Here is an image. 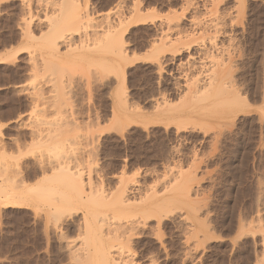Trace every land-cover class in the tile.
<instances>
[{
    "label": "rangeland",
    "instance_id": "obj_1",
    "mask_svg": "<svg viewBox=\"0 0 264 264\" xmlns=\"http://www.w3.org/2000/svg\"><path fill=\"white\" fill-rule=\"evenodd\" d=\"M50 1L0 0V264H80L72 253L109 233L103 215L129 232L117 212L131 211L137 236H121L131 264H260L264 0H73L83 21L56 54L46 35L60 9ZM212 12L226 17L217 46L231 53L227 70L243 90L234 108L206 99L210 64L221 60ZM108 26L121 32L123 60L107 70L91 36ZM60 167L96 203L32 197ZM10 191L24 201L4 204ZM86 209L99 214L87 226ZM142 210L159 213L140 220Z\"/></svg>",
    "mask_w": 264,
    "mask_h": 264
},
{
    "label": "bare ground",
    "instance_id": "obj_2",
    "mask_svg": "<svg viewBox=\"0 0 264 264\" xmlns=\"http://www.w3.org/2000/svg\"><path fill=\"white\" fill-rule=\"evenodd\" d=\"M48 0H45V2L47 3ZM240 1V0H239ZM245 1V0H243ZM62 3L58 2L56 3L55 0H52L50 2H48V6L50 8H53V7H56V8H59L60 11L58 13V15H53L55 16L54 19H52V23L50 25V30L49 34L46 35V44L49 45L52 51V54H56L58 53L59 49H60V42L58 43V39H62V40H65L67 38V36L65 37V33L66 31H68L69 29H72V23H73V20L75 19L76 21L79 20V23L80 21H83V15L82 13L83 12L80 10V7L75 5V7L73 6V8L71 7V9L69 10V7L71 6V4H73V0H61ZM136 2V1H135ZM237 2V1H236ZM60 3V4H59ZM215 3V2H214ZM240 5H243V3L239 4ZM44 6V5H43ZM59 6V7H57ZM69 6V7H68ZM82 6V5H81ZM68 7V8H67ZM241 7V6H240ZM117 8V7H116ZM75 9V10H74ZM55 8H53V12H54ZM51 11V12H52ZM88 11V10H87ZM82 12V13H81ZM237 12V11H236ZM89 13V12H88ZM208 13V12H207ZM210 13V11H209ZM54 14V13H52ZM213 15H215L213 12H212ZM33 15V14H32ZM52 16V17H53ZM209 16V15H208ZM218 16V15H217ZM220 17V16H219ZM219 17H216V15L214 16V19H212V21H210V28L214 31V35H211V37L209 38L210 41H211V44L210 46H212V50L214 49H217L218 51H220V59L221 60H218V61H214L211 62V73H210V77H209V82L207 85H205V88H207V92L209 93L207 96H206V99L207 100H210L208 102H211V104H214L215 103V100L219 102V104H221V106L224 108V109H227L229 107H233L234 106L236 107L239 103V100L241 101V98L243 96V90L241 91V89L238 88V86L235 84L234 80H232V76L231 74L229 73L231 70V67H229V72L227 70V67L230 65H228L227 63H231L233 58H232V55H230L231 53H228L227 54V58L224 56L225 55V52H229V50H224L223 47H219L217 46V41L219 42V39L220 38H226V36L228 34H226L227 32H225L226 30V17L224 18V16H222L223 18H219ZM230 17V16H229ZM237 17V16H236ZM84 18H88V16L84 17ZM213 18V16H212ZM45 20V19H44ZM93 20V19H92ZM40 21V20H39ZM48 23V22H47ZM88 23V22H87ZM121 23V22H120ZM123 23V22H122ZM27 24V23H26ZM84 24V23H83ZM110 25V23H108ZM232 24V23H231ZM24 25V24H23ZM117 25V24H116ZM112 26V25H111ZM111 26H108L110 28H107V30H103L100 34L98 33V35L96 34V32H94L95 36L96 37H93V35L91 36L93 38V40H95L94 38H96L97 42L99 43V46L98 48H101L103 50V52H105L106 54L108 55H104V57H102L99 61L100 65L103 66V68H107L111 65H115L113 68L116 67V64L118 63L117 60L120 59V60H123V55H122V48L120 47V44L121 42L123 41L122 40V35H121V32L118 31V30H112L111 29ZM78 27V26H77ZM27 28V27H26ZM34 28V27H33ZM48 28V27H47ZM85 28V27H84ZM99 28V27H98ZM104 28V29H105ZM80 29V28H78ZM86 29V28H85ZM28 31V29H26ZM25 30V31H26ZM26 33H24V37L27 38V36L31 35L30 34V31H28ZM81 31V30H80ZM95 31V30H94ZM228 31V30H227ZM93 33V32H92ZM28 34V35H27ZM28 36V38H29ZM86 36V35H85ZM65 37V38H64ZM83 37V36H82ZM82 39V38H81ZM91 39V38H90ZM228 39L230 41H232L231 37H228ZM92 40V41H93ZM45 41V40H44ZM70 41V40H69ZM225 41V40H224ZM97 42L94 41V43H96V46H97ZM221 42V41H220ZM219 42V43H220ZM234 42V41H233ZM93 43V44H94ZM85 45V44H84ZM221 45H223L225 47V44L221 43ZM220 45V46H221ZM123 47V46H122ZM92 48V47H91ZM227 48V47H226ZM25 49V48H24ZM27 49V47H26ZM23 50V49H22ZM20 51V50H19ZM212 52V51H211ZM124 53V52H123ZM209 53V52H208ZM111 55L116 57L117 59L115 61L112 60L111 62V58L109 57ZM241 55V54H240ZM210 56V55H209ZM231 56V57H230ZM113 57V59H114ZM110 58V59H109ZM232 58V60H231ZM83 60V59H82ZM94 59H91V61H93ZM125 60V59H124ZM90 61V62H91ZM119 61V60H118ZM119 64V63H118ZM234 64V63H233ZM235 65V64H234ZM112 67V66H111ZM109 67V68H111ZM118 67V66H117ZM239 67V66H237ZM104 68V69H105ZM239 69V68H238ZM108 70V68H107ZM233 72V71H232ZM208 74V73H207ZM204 88V87H202ZM244 88V87H243ZM15 94V93H14ZM200 96V95H199ZM205 98L203 100H206ZM245 100V98H244ZM214 102V103H213ZM14 105V104H13ZM217 105V104H216ZM216 105H212L211 107L212 108H216ZM219 108H220V105H218ZM247 106V105H246ZM13 109V108H12ZM242 109V108H241ZM211 110V109H210ZM221 110V108L219 109ZM218 111V109H217ZM222 111H224L222 109ZM221 111V112H222ZM213 112V111H211ZM228 112V111H226ZM231 112V111H230ZM236 112V111H235ZM214 113V112H213ZM256 113V112H255ZM230 114V113H229ZM228 114V115H229ZM228 126V125H227ZM53 130V129H51ZM67 130V129H66ZM63 154V153H62ZM61 159V158H60ZM45 163V162H44ZM48 166V165H46ZM54 166V165H53ZM44 167V166H43ZM56 167V166H55ZM22 168V167H21ZM45 168V167H44ZM50 168V167H49ZM45 170V169H44ZM71 171V170H70ZM68 171H66V168H57L55 170V172L53 173L54 175H52L53 177H51L50 180H48V184L47 185H39L38 187H36L35 189L33 188L30 193L32 195V197L34 196V198L40 202L44 201V202H49L51 203V206H55V205H62V204H55L57 202L59 203H62V201H64L63 203L66 204L65 200H68L69 202L71 200H69L68 198V192L75 195V198L74 200L78 199L80 201H83L84 203L85 202H89L91 199L90 202H92L94 200V197L95 196V192L92 193V191L90 192L91 194H89L90 198L87 196H85L86 193H89V192H86L85 191V186L83 184L82 181L79 180L78 178V174L76 173H67ZM18 176V175H17ZM78 178V179H77ZM49 179V178H48ZM13 186V185H12ZM19 186V185H18ZM16 187V186H15ZM240 187V186H239ZM14 188V187H13ZM20 188V187H19ZM16 189V188H14ZM4 190V189H3ZM6 190V189H5ZM18 190V189H17ZM14 191V190H13ZM12 191V192H13ZM27 191V190H26ZM29 191V190H28ZM11 192V191H10ZM9 192V193H10ZM10 193L9 195L4 193L3 194V197L5 199V203L4 204H13L14 205H19L20 204V201H22L24 199L23 195H24V192L22 191H17L18 193L13 192V193ZM86 192V193H85ZM20 193V194H19ZM104 193V192H103ZM23 194V195H22ZM92 194H94L93 198L91 197ZM97 194V192H96ZM2 195V193H1ZM27 195V194H26ZM25 195V196H26ZM68 198V199H67ZM71 198V197H70ZM90 200H89V199ZM101 201V198L98 197ZM123 198V197H122ZM72 199V201H74ZM96 200V199H95ZM94 200V202L96 203V201ZM24 201V200H23ZM102 201H104V196L102 198ZM105 202V201H104ZM228 203V201H226ZM76 203V202H75ZM120 203V202H119ZM117 203V204H119ZM46 204V203H45ZM55 204V205H54ZM106 204V203H105ZM110 204V203H108ZM123 204V203H122ZM242 204V203H241ZM50 205V204H48ZM115 205V204H114ZM145 205V204H144ZM50 206V207H51ZM69 206V205H67ZM86 206V205H85ZM99 205H97L98 207ZM104 204L101 206L103 208ZM62 208L64 207L63 205L61 206ZM105 207H109V206H105ZM110 207H111V204H110ZM157 207V206H156ZM112 210V209H110ZM64 211V210H63ZM87 213L84 214L83 216V219H84V223L86 224V226L91 222V219L92 221L95 219L97 220V216L99 215H95L94 212H88V209H86ZM154 210H148V211H145V210H142L140 213H139V217L141 218V214L144 216V219H149L152 218L151 216L155 213H159L157 211H154ZM67 212V211H66ZM65 212V213H66ZM71 212V211H70ZM116 212V211H115ZM126 213H129V211H125ZM54 213V212H53ZM56 213V212H55ZM65 213H60V214H65ZM118 215L120 216H123L125 219H129V225L131 226H128L130 231L132 230L133 231V234L135 233L134 230L136 231L135 227H133L135 224H134V221L135 219H132V218H136V216L138 215H135V212L131 211L129 214H124V213H121V212H117ZM117 213L114 214L117 215ZM57 214V213H56ZM111 214V213H110ZM59 215V213H58ZM91 215V217H90ZM65 216V215H64ZM104 217V222H106V225H108V229H109V233L108 235L106 236H101L99 239L97 240H94V239H91V241H89L87 244H85L86 246L80 251V252H77V253H72L75 258L73 259H76L80 264H88L89 262H96V264H131V261H132V253L131 252L132 250L126 246L123 245L122 243V239L124 238L125 240L128 239V242L129 240L132 239V231L130 232H127L125 231L126 228H123L122 229V226L120 225L121 223H119L118 221V224H115L113 222H111V219L109 218L110 216L107 215H103ZM113 216V215H112ZM120 216H118V220H120ZM117 216H115L114 218L116 219ZM120 217V218H119ZM106 218V219H105ZM113 218V217H112ZM131 218V219H130ZM257 218H259L257 216ZM114 219V220H115ZM101 220V219H100ZM110 220V222H108ZM140 220H143L142 218ZM146 220V221H147ZM127 221V220H126ZM144 221V222H146ZM243 220H239V224H241L240 226H243L242 222ZM142 222V221H140ZM143 222V223H144ZM162 222V221H161ZM94 223V222H93ZM99 223H102L98 221V224ZM182 223V222H181ZM236 224V223H235ZM244 225H246L244 223ZM95 226V225H94ZM126 226V227H127ZM102 227V226H100ZM113 227V229H111ZM125 227V226H124ZM128 227H127V230H128ZM145 227V225H144ZM134 228V230H133ZM185 228V227H184ZM87 229V228H86ZM102 229V228H100ZM151 229V228H150ZM243 230V228H241ZM154 230V229H153ZM181 230V229H180ZM185 230V229H184ZM262 231V229H260ZM110 231H113V232H110ZM138 231V230H137ZM264 231V230H263ZM87 232V231H86ZM126 232V234L128 235V233H131V235H128L127 236V239H126V236L123 238L121 237L122 235H125L124 233ZM158 232V231H157ZM123 233V234H122ZM185 233V232H184ZM183 233V234H184ZM248 233V232H247ZM260 233V232H258ZM107 234V233H106ZM159 234V233H158ZM246 234V233H244ZM257 234V233H256ZM264 235V232L261 233ZM81 235V234H80ZM148 235V234H147ZM206 235V234H205ZM134 236H137V233H135ZM145 236V235H144ZM152 236V235H151ZM191 236V235H190ZM195 236V235H194ZM199 236V235H198ZM80 237V236H79ZM196 237V236H195ZM264 237V236H262ZM81 239V238H80ZM89 240V239H88ZM124 240V241H125ZM133 241V240H132ZM238 241V240H236ZM235 241V243H236ZM149 242V241H148ZM195 242V241H194ZM196 244V243H195ZM237 244V243H236ZM80 245V244H79ZM201 246V245H200ZM134 247V246H133ZM205 247V246H204ZM263 247H264V240H263ZM81 249V248H80ZM199 249V248H198ZM189 250V249H188ZM196 250V249H195ZM187 252V251H186ZM135 257V254L133 255ZM151 257V256H150ZM13 258V257H12ZM191 259V258H190ZM260 259V258H259ZM75 260V262H77ZM134 260V259H133ZM185 260V259H184ZM74 262V263H75ZM134 262V261H133ZM259 262V261H258ZM154 264L155 262L152 261L151 264ZM260 264H264V254L262 255V258L260 259ZM69 264V263H68Z\"/></svg>",
    "mask_w": 264,
    "mask_h": 264
}]
</instances>
